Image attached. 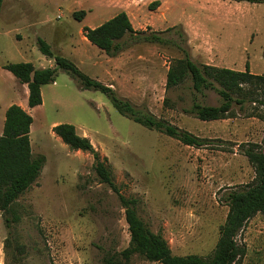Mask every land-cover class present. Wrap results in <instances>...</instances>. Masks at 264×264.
Listing matches in <instances>:
<instances>
[{"label": "rangeland", "instance_id": "rangeland-1", "mask_svg": "<svg viewBox=\"0 0 264 264\" xmlns=\"http://www.w3.org/2000/svg\"><path fill=\"white\" fill-rule=\"evenodd\" d=\"M153 1L3 0L0 134L7 107L22 106L32 117V154L44 155L45 163L10 210H0V264H101L107 252L128 245V225L117 194L97 177L91 153L71 150L54 135V123H70L89 138L106 158L119 193L138 200V216L162 235L173 254L212 253L228 211L226 195L254 180L241 147L264 148V111L248 99L241 108L233 104L232 117L200 120L188 112L192 102L218 105L217 93H192L189 79L165 90L166 72L184 48L197 64L238 71L247 67L252 74L264 75V3L158 0L152 7ZM80 10L84 17H73ZM120 11L135 30L158 32L175 45L137 41L107 56L85 39L83 27L98 26ZM37 37L118 96L206 139V145H185L133 122L104 93L79 89L77 79L63 69H57L53 83L41 87L42 103L29 108L26 85L4 65L54 66L53 58L38 50ZM263 91L257 87L258 95L252 98H264ZM236 239L245 254L233 264H264L261 214L250 218ZM121 264L160 263L134 255Z\"/></svg>", "mask_w": 264, "mask_h": 264}, {"label": "trees", "instance_id": "trees-1", "mask_svg": "<svg viewBox=\"0 0 264 264\" xmlns=\"http://www.w3.org/2000/svg\"><path fill=\"white\" fill-rule=\"evenodd\" d=\"M234 1L264 3V0ZM2 3L3 0H0V12ZM156 5L158 0L151 4L152 7ZM84 15V10L73 13V17L77 19L83 18ZM83 28L85 38L109 57L118 55L137 41L174 44L173 40L159 36L158 32L135 30L124 11L116 13L98 26ZM36 43L43 55L53 58V67L35 68L31 62H10L4 65V69L27 86L29 108L42 103L41 86L53 83L57 69H63L77 79L79 89H92L104 93L114 108L133 122L177 139L185 145L194 147L206 145V139L180 129L151 112L138 108L128 99L118 96L113 88L82 72L70 59L54 54L44 39L37 37ZM181 52L183 56L173 59L168 66L165 90L181 85L189 79L192 93L213 90L221 100L218 105H204L193 101L189 113L204 121L225 119L232 117L233 104H238L241 108L248 99H253L252 102H257L264 111V98L260 100L252 98L253 95H258L257 87L264 90V75L252 74L247 67L244 71H238L209 64H197L186 49L181 48ZM31 123L30 113L20 105L12 104L5 110L0 134V210L4 212L9 211L18 197L37 180L45 163L44 155L32 154ZM52 132L71 150L92 154L97 177L117 194L124 209L129 231L128 245L122 250L107 252L101 264H121L128 262L134 255L160 264H233L245 254L244 246L239 245L236 239L238 232L254 215L261 214L264 217V148H258L256 144L243 145L241 151L253 167L255 177L252 183L232 190L226 195L228 211L224 222L219 226L218 239L212 253L207 257L197 254L175 255L162 235L151 231L138 216V200L119 193L111 170L106 164V158L94 150L89 138L78 134L75 126L70 123L56 124L52 127Z\"/></svg>", "mask_w": 264, "mask_h": 264}, {"label": "crops", "instance_id": "crops-1", "mask_svg": "<svg viewBox=\"0 0 264 264\" xmlns=\"http://www.w3.org/2000/svg\"><path fill=\"white\" fill-rule=\"evenodd\" d=\"M113 16H114V15H113ZM110 18H111V17H110ZM85 39H86V38H85ZM86 40H87V39H86ZM87 41H88V40H87ZM48 67H53V66L50 65V66H48ZM26 87H27V86H26ZM41 87H42V86H41ZM26 93H27L26 95H28V90H26ZM21 107H22V106H21ZM54 125H56V123H54L53 126H54Z\"/></svg>", "mask_w": 264, "mask_h": 264}]
</instances>
